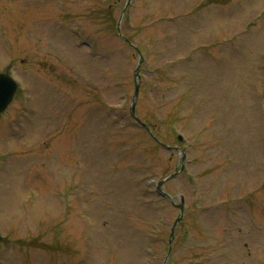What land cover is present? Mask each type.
<instances>
[{"label": "rangeland", "instance_id": "1", "mask_svg": "<svg viewBox=\"0 0 264 264\" xmlns=\"http://www.w3.org/2000/svg\"><path fill=\"white\" fill-rule=\"evenodd\" d=\"M147 1L149 6L141 8L143 3L139 4L134 15L137 23L146 28L126 33L136 39L143 37L142 43L152 38L159 41V47L150 54L149 69L165 59L184 57L195 46L198 40L191 44L196 36L188 32L191 19L201 24L203 34L201 48L192 53L190 63L196 103L190 111H182L179 118V125L185 126L192 138L194 124L189 112L201 104L200 119L197 115L196 118L201 128L207 124L204 134L207 138L200 141L194 152L192 166L201 185L197 188L193 182L192 186L183 176L164 184L169 194H183L186 205L189 204L186 211L189 215L176 229L173 240L177 256L167 264H240L238 261L264 264V228L261 230L264 200L258 190L259 178L264 174L259 166L264 163L261 130L264 124L257 111V99L264 95V28L261 18L256 17L264 0ZM124 2L10 0L8 3L0 0V70L10 66L14 76L23 83L20 101L26 104L29 97L34 108L19 112L18 103L13 101L5 114L0 115V152L9 153L0 158V232L13 240L29 241L34 237L45 243L51 241L47 238L51 236L58 241L43 244L45 251H34L28 243L25 247H15L13 251H6L3 260L0 257V264H161L165 257L168 233L178 210L149 191L141 194V182L171 173L177 166L178 154L158 149L130 121L128 128L122 129L120 123L111 122L112 118L102 117V111L92 118L93 108H101L96 104L103 101L113 106L112 115L121 112L123 121H127L130 99L126 103L122 100L123 111L116 105L121 103L122 85L127 91L121 97L131 98L136 58L127 60L125 56L130 48L116 40L111 29L119 20ZM113 3L115 6L108 10L106 6ZM170 7H174V15L181 16L178 29L175 30L179 26L177 20L166 26H148L157 15L156 20L163 19L164 14L159 13L163 9L170 14ZM192 9L196 11L193 17L189 15ZM27 20L30 22L26 25ZM185 22L190 26L185 27ZM169 25L171 36L184 30L186 42L180 38L170 40L166 31ZM74 28L88 38L97 36L98 49L101 47L104 52L109 50L105 44L112 43L113 52L108 57L112 58L111 66L106 70L100 68L105 75L99 73V55L90 58L86 50L75 48L76 40L69 31ZM120 28L122 32L125 29L123 25ZM56 50L61 60L70 62L65 65L56 61L59 56ZM183 67L176 68L166 79L156 75V106H152L148 97L139 98V114L147 122L152 123L151 112H164L161 115L166 121L158 124L156 131L175 146L176 136L168 132L166 114L180 103L188 106L180 98L186 92L177 91L171 98L162 94L176 86L181 71L188 70ZM64 75L74 84L69 87L68 97L63 98L58 92L70 103L67 121H72L74 127L72 123H63L69 126V131L58 138L57 133L47 135L44 127L47 124L49 130L48 122L57 104L53 84L56 85L57 78L63 80ZM180 85L182 89L186 87L183 83ZM90 104L94 106L84 116V107ZM56 113L57 120L62 121L61 111ZM210 138L215 139V144ZM100 140L96 151L94 148ZM133 167L136 171H132ZM248 193H252L254 205L248 201L246 206L256 214L252 220L256 224L253 236L257 238L250 242L251 256L243 248L250 235L244 231L242 235L235 234L228 225L223 227L229 221L233 229L245 227V218L250 214L244 210L246 206L243 209L241 198ZM229 197L238 202L235 208L233 203L230 217L227 214L230 210L221 208L223 202L229 204ZM174 200L177 202L176 197ZM212 202L218 203L217 207L222 210L212 209V205L204 211L199 222L207 217L208 231L198 230L193 241L182 243L181 229L188 227L194 234L197 228L191 220L195 206ZM243 211H246L244 219L240 218ZM203 232L220 239L205 242ZM145 234L150 236L149 257L143 255ZM227 237L233 238L222 240Z\"/></svg>", "mask_w": 264, "mask_h": 264}, {"label": "water", "instance_id": "2", "mask_svg": "<svg viewBox=\"0 0 264 264\" xmlns=\"http://www.w3.org/2000/svg\"><path fill=\"white\" fill-rule=\"evenodd\" d=\"M8 82H9V80L6 79V77H4L3 75L2 76L0 75V109H2L5 105H7L6 103L8 102V101L6 102L7 97H4V95L7 94V93H5V90L8 88V84H9ZM9 92H10V90H9ZM3 93H5V94H3Z\"/></svg>", "mask_w": 264, "mask_h": 264}]
</instances>
